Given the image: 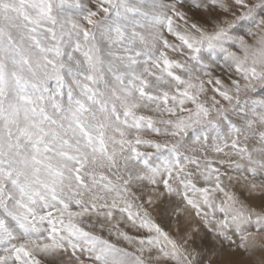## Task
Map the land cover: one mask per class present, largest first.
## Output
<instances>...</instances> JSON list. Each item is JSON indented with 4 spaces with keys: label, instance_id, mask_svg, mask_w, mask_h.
Returning a JSON list of instances; mask_svg holds the SVG:
<instances>
[{
    "label": "snow or ice",
    "instance_id": "obj_1",
    "mask_svg": "<svg viewBox=\"0 0 264 264\" xmlns=\"http://www.w3.org/2000/svg\"><path fill=\"white\" fill-rule=\"evenodd\" d=\"M0 264H264V0H0Z\"/></svg>",
    "mask_w": 264,
    "mask_h": 264
},
{
    "label": "rangeland",
    "instance_id": "obj_2",
    "mask_svg": "<svg viewBox=\"0 0 264 264\" xmlns=\"http://www.w3.org/2000/svg\"><path fill=\"white\" fill-rule=\"evenodd\" d=\"M173 234H175V233H173Z\"/></svg>",
    "mask_w": 264,
    "mask_h": 264
}]
</instances>
